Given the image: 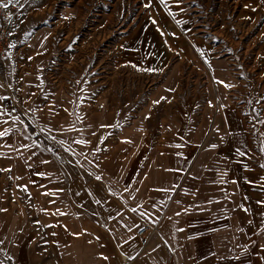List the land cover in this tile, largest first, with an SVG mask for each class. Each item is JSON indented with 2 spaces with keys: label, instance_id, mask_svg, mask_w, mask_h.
<instances>
[{
  "label": "crops",
  "instance_id": "obj_1",
  "mask_svg": "<svg viewBox=\"0 0 264 264\" xmlns=\"http://www.w3.org/2000/svg\"><path fill=\"white\" fill-rule=\"evenodd\" d=\"M201 1L143 0L101 111L80 109L69 158L26 132L0 146L2 264H264V0H242L231 24L229 0L208 21ZM230 32L258 44L245 51L252 104L234 102Z\"/></svg>",
  "mask_w": 264,
  "mask_h": 264
},
{
  "label": "rangeland",
  "instance_id": "obj_2",
  "mask_svg": "<svg viewBox=\"0 0 264 264\" xmlns=\"http://www.w3.org/2000/svg\"><path fill=\"white\" fill-rule=\"evenodd\" d=\"M201 2L206 4L200 11L206 13L201 14L204 20H213L221 12L215 0ZM13 4L16 8L9 15L11 52L10 62L6 59V63H10L8 72L4 63L0 65V96L11 98L8 103L0 100V112L5 113L0 115V121H8L0 123V131H11L7 137L0 138V146L8 148L14 143V136L26 132L27 138L21 136V139L36 141L50 155L69 158L71 130L80 121V116L86 117L80 109L93 104L96 111H101L103 104L98 99L119 74L113 64L117 61L119 39L140 22L149 6L143 0H18ZM241 5L242 0H229L222 10L228 24L239 17ZM204 33L208 37L215 35L218 45L224 41L213 32ZM229 37L237 47L236 51H231L234 61L237 60L230 64L231 75L240 81L242 95L234 102L252 104L251 99L247 100L253 87L248 82L250 75L245 66V51L253 37H237L231 32ZM251 45L254 53L258 44ZM252 46L249 45V49ZM231 52L222 54L223 58ZM252 52L248 54L252 55ZM142 75L147 84L148 75ZM135 83L133 79L131 86ZM150 86L151 83L146 87ZM255 93L258 94L256 90ZM13 117H19V120H13ZM256 119L264 122V116ZM16 151L15 148V154Z\"/></svg>",
  "mask_w": 264,
  "mask_h": 264
},
{
  "label": "built area",
  "instance_id": "obj_3",
  "mask_svg": "<svg viewBox=\"0 0 264 264\" xmlns=\"http://www.w3.org/2000/svg\"><path fill=\"white\" fill-rule=\"evenodd\" d=\"M7 0H0V3H6ZM14 4H10L7 8H0V65L3 63L5 58L8 56L11 46L9 41L10 35V24L9 15L15 10ZM4 102L8 103L11 101L9 96H4ZM154 231L148 225L140 227L137 231L138 236L141 239L142 245H148L150 238L149 234Z\"/></svg>",
  "mask_w": 264,
  "mask_h": 264
},
{
  "label": "snow or ice",
  "instance_id": "obj_4",
  "mask_svg": "<svg viewBox=\"0 0 264 264\" xmlns=\"http://www.w3.org/2000/svg\"><path fill=\"white\" fill-rule=\"evenodd\" d=\"M160 2L162 4H164L165 0H160ZM13 3H18V0H7L6 3H0V8H7L10 4H13ZM178 23H179V21H178ZM221 83H223V82H221ZM0 86H2V85H0ZM225 86L228 87L229 85H225ZM4 99H7V98L0 96V100H4ZM4 114H5L4 112H0V115H4ZM13 120H19V117H13ZM7 122H8L7 120L0 121V123H7ZM10 131H11V129H5L4 131H0V138L7 137L9 135ZM41 131H43V129H41ZM25 138H27V137H25ZM53 139H55V137H53ZM59 143L63 144V141H60ZM76 143H84V142L83 141H76ZM25 147H27V146H25ZM261 167H264V165H261ZM0 171H11V169H0ZM96 179L99 180L100 177L97 176ZM25 190H26V188H25ZM45 194H47V193H45ZM97 203H99V201H97ZM0 211H4V210L0 209ZM132 211L135 212L136 209L134 208V209H132ZM61 214H63V213H61ZM73 235H76V234H73ZM0 243H2V242H0ZM129 258L131 259L132 257H129ZM104 259H108V257H104ZM0 264H2V262H0Z\"/></svg>",
  "mask_w": 264,
  "mask_h": 264
},
{
  "label": "bare ground",
  "instance_id": "obj_5",
  "mask_svg": "<svg viewBox=\"0 0 264 264\" xmlns=\"http://www.w3.org/2000/svg\"><path fill=\"white\" fill-rule=\"evenodd\" d=\"M238 45V44H237Z\"/></svg>",
  "mask_w": 264,
  "mask_h": 264
}]
</instances>
